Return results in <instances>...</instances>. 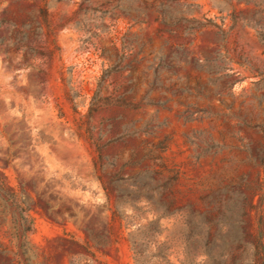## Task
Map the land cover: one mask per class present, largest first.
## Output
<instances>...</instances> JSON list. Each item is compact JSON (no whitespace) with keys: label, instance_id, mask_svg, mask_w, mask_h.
Listing matches in <instances>:
<instances>
[{"label":"rangeland","instance_id":"374dc122","mask_svg":"<svg viewBox=\"0 0 264 264\" xmlns=\"http://www.w3.org/2000/svg\"><path fill=\"white\" fill-rule=\"evenodd\" d=\"M262 159L264 0H0V264H249Z\"/></svg>","mask_w":264,"mask_h":264},{"label":"trees","instance_id":"16d2710c","mask_svg":"<svg viewBox=\"0 0 264 264\" xmlns=\"http://www.w3.org/2000/svg\"><path fill=\"white\" fill-rule=\"evenodd\" d=\"M261 165L264 167V159L261 160ZM0 198L4 200L5 203L11 202V204H15L17 202L16 195L13 193H9L4 190L3 187H0ZM174 202H171V205H173ZM170 205V206H171ZM157 224V223H156ZM259 228H260V221L258 222ZM253 247L255 252V258L249 262V264H264V245H263V238L262 233L259 231L258 234L254 237L253 241ZM134 260L135 264H143L142 256L144 255V252L140 250H134ZM23 255L26 254V251L23 250ZM259 257V258H258ZM261 257V259H260Z\"/></svg>","mask_w":264,"mask_h":264}]
</instances>
